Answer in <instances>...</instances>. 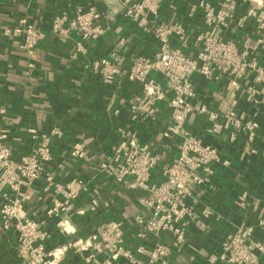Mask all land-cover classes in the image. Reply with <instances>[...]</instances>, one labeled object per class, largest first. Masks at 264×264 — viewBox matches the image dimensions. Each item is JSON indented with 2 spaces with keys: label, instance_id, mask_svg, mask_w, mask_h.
Segmentation results:
<instances>
[{
  "label": "crops",
  "instance_id": "1",
  "mask_svg": "<svg viewBox=\"0 0 264 264\" xmlns=\"http://www.w3.org/2000/svg\"><path fill=\"white\" fill-rule=\"evenodd\" d=\"M200 0H163L159 20L177 21L184 24L189 36L186 51L197 53V36L206 26L201 12L189 16L192 6ZM219 4L221 0H209ZM264 1V0H262ZM124 0H0V133L13 151V159L20 161L31 154L37 145L33 136L51 134L60 130L61 136L52 139L53 162L51 172L54 180L67 183L82 178L88 184L70 212L47 219L51 237L47 249L53 252L56 264H103L105 254H97L96 263L90 255L92 248L83 249L95 229L110 220L126 223V248L134 249L140 241L139 227L134 218L141 208L136 197L142 190H134L116 182L102 170V164L113 144L120 139L118 128L129 126L142 144H148L154 153L163 156L152 170V179L160 181L161 167L177 154L178 139L163 136L169 121L170 109L166 102L154 122H131L129 100L141 95L138 82L119 77L105 83L92 69L93 63L113 52L123 55L127 66L132 55L153 57L158 50V40L147 34L122 15ZM95 7L103 15L108 29L97 39H84L77 33L61 38L52 32L54 18L64 12L74 14L77 8ZM251 4L241 2L237 9L239 19L226 35L241 40L255 29V19L250 14ZM21 21L34 24L46 34L34 54L20 48L21 38L7 37L5 29H13ZM175 46L181 43L172 38ZM264 71V43L249 53ZM157 80L160 74L153 73ZM255 78L246 81L252 84ZM197 97L193 103H204L216 109L228 105L224 82L193 76ZM244 84V85H245ZM254 84V83H253ZM260 88L264 84L259 85ZM237 93L236 108L254 118L260 125L259 135L252 143L253 151H245L246 136L238 135L231 140L229 133L209 134L207 119L203 115L191 118L190 130L201 136L207 144L219 149L221 162L213 166L214 175L210 186H201L194 192V199L187 200L193 206L197 219L187 227L186 242L173 247L170 256L153 264H223L210 262V256L219 254L228 234L241 225H253L264 217V103L256 105L243 91ZM83 145L85 156L73 158L71 150ZM29 197L23 202V213L30 218H43L58 196L46 175L36 180L32 187L13 191L9 186L0 187V204L5 196ZM93 201L97 208L91 209ZM211 209L205 217L202 211ZM84 211V212H81ZM65 227V229L63 228ZM255 238L264 246V229L255 230ZM170 236H149L146 247L156 243L169 244ZM264 264V253L260 254ZM140 264H151L146 254L138 256ZM0 264H28L17 247V231L14 227L0 230ZM114 264H133L120 257Z\"/></svg>",
  "mask_w": 264,
  "mask_h": 264
},
{
  "label": "built area",
  "instance_id": "2",
  "mask_svg": "<svg viewBox=\"0 0 264 264\" xmlns=\"http://www.w3.org/2000/svg\"><path fill=\"white\" fill-rule=\"evenodd\" d=\"M163 0H124L122 15L133 22L139 30L153 35L158 40V50L153 57L134 54L127 66L123 55L113 52L107 57L96 60L92 69L105 83L125 77L141 85V95L129 100L131 122H154L161 113L162 103L169 109V121L163 136L178 139L177 154L161 167L160 181L152 179V170L157 167L163 156L154 153L148 144H142L129 126L118 128L120 139L110 148L102 164V170L112 176L116 182L144 193L136 197L141 208L134 218L139 227L137 237L140 241L136 248L124 246L126 223L123 220H110L99 225L93 234L83 241L82 248H92L90 258L96 263L97 254H105L103 264H114L120 257L130 263L140 264L138 256L148 255L151 264L165 261L173 247L186 242L187 227L197 219L193 206L187 200L194 199V192L201 186H210L214 175L213 166L221 162L219 149L203 141L201 136L190 130L193 116L203 115L207 119L206 130L209 134L229 133L231 140L238 135L246 136L245 151H253L251 145L259 135V123L236 108V96L239 91L248 95L256 105L264 103V71L249 53L264 43V1L262 0H221L215 4L209 0H200L192 6L190 17L199 11L206 26L196 40L197 53L186 51L189 36L184 24L177 21L159 20V10ZM175 1V0H173ZM251 4L250 14L255 19V29L241 40L230 38L227 30L237 20L239 4ZM239 24L244 18H238ZM108 29L103 23V15L95 7L77 8L74 14L64 12L52 22V32L68 38L77 33L84 39H97ZM7 37L21 38L20 48L34 54L39 44L46 38L43 30L27 22L13 29L3 30ZM176 38L181 46H175ZM153 73L161 76L160 80ZM195 74L215 82H224L228 105L216 109L204 103H193L197 89L193 81ZM255 74L253 83L249 82ZM245 84V85H244ZM61 136L60 130L41 136L34 135L37 145L31 154L20 161L12 157L11 146L6 143L5 133H0V187L9 186L13 191L22 187L30 188L44 174L50 185L55 187L57 196L54 207L46 217L30 218L23 213V202L29 196H5L0 204V230L14 227L17 231V247L28 264H56L57 256L47 249L51 233L47 228V219L59 217L70 212L80 196L88 190V184L82 178L67 183L54 180L51 172L53 162L52 139ZM264 144V138H262ZM73 158H83V145L71 150ZM93 201L92 210L97 208ZM84 212V211H81ZM212 213L206 208L202 215ZM65 229V227L63 226ZM264 229V217L253 225H241L228 234L223 241L219 254L210 256V262L223 264H263L260 254L264 246L255 238V230ZM66 230V229H65ZM171 237L169 244L156 243L152 249L146 247L149 236Z\"/></svg>",
  "mask_w": 264,
  "mask_h": 264
}]
</instances>
